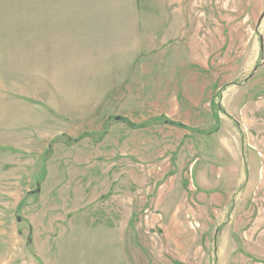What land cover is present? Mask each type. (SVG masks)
<instances>
[{
    "label": "rangeland",
    "instance_id": "374dc122",
    "mask_svg": "<svg viewBox=\"0 0 264 264\" xmlns=\"http://www.w3.org/2000/svg\"><path fill=\"white\" fill-rule=\"evenodd\" d=\"M0 264H264V0H0Z\"/></svg>",
    "mask_w": 264,
    "mask_h": 264
},
{
    "label": "trees",
    "instance_id": "16d2710c",
    "mask_svg": "<svg viewBox=\"0 0 264 264\" xmlns=\"http://www.w3.org/2000/svg\"><path fill=\"white\" fill-rule=\"evenodd\" d=\"M124 122H125L126 124H129L128 121H124ZM166 123L169 124V125L175 126V127L185 128L183 125L178 124V123H174V122H171V121H166ZM146 125H148V124H144L143 126H146ZM132 126H134V125H132ZM68 140H69V141H72V140H70V139H68ZM73 142H76V141H73Z\"/></svg>",
    "mask_w": 264,
    "mask_h": 264
},
{
    "label": "water",
    "instance_id": "95a60500",
    "mask_svg": "<svg viewBox=\"0 0 264 264\" xmlns=\"http://www.w3.org/2000/svg\"><path fill=\"white\" fill-rule=\"evenodd\" d=\"M116 119L119 120L120 118H116ZM17 221H18V222L20 221V218H19V217L17 218ZM27 241H28V243H30V242H31L30 238H28Z\"/></svg>",
    "mask_w": 264,
    "mask_h": 264
}]
</instances>
